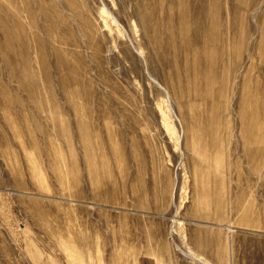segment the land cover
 <instances>
[{
	"label": "rangeland",
	"instance_id": "obj_1",
	"mask_svg": "<svg viewBox=\"0 0 264 264\" xmlns=\"http://www.w3.org/2000/svg\"><path fill=\"white\" fill-rule=\"evenodd\" d=\"M0 264H264V0H0Z\"/></svg>",
	"mask_w": 264,
	"mask_h": 264
},
{
	"label": "bare ground",
	"instance_id": "obj_2",
	"mask_svg": "<svg viewBox=\"0 0 264 264\" xmlns=\"http://www.w3.org/2000/svg\"><path fill=\"white\" fill-rule=\"evenodd\" d=\"M181 1V0H179ZM196 9V12H199V11H202L201 8L198 9V8H195ZM181 13H180V17L181 18H184L185 16V11L184 9H181L180 10ZM194 17V22H193V31H194V34L195 36L198 37V35L200 34L201 31L203 30H206L207 33H208V38L211 40L210 42L212 43L213 42V39H214V35H215V22H214V15L212 12H209L208 13V17L206 19V22H202L200 19L197 18L196 15L193 16ZM159 29H167L168 31V43L170 44L171 43V40H172V35H171V32H170V25H163V24H160L159 25Z\"/></svg>",
	"mask_w": 264,
	"mask_h": 264
}]
</instances>
